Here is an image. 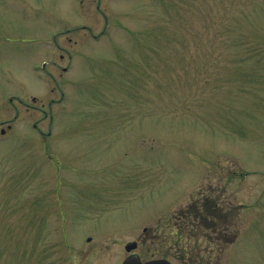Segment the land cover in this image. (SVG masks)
Wrapping results in <instances>:
<instances>
[{
  "label": "rangeland",
  "instance_id": "374dc122",
  "mask_svg": "<svg viewBox=\"0 0 264 264\" xmlns=\"http://www.w3.org/2000/svg\"><path fill=\"white\" fill-rule=\"evenodd\" d=\"M133 242L264 264V0H0V264Z\"/></svg>",
  "mask_w": 264,
  "mask_h": 264
},
{
  "label": "flooded vegetation",
  "instance_id": "af4514ba",
  "mask_svg": "<svg viewBox=\"0 0 264 264\" xmlns=\"http://www.w3.org/2000/svg\"><path fill=\"white\" fill-rule=\"evenodd\" d=\"M4 133V132H3ZM45 138V137H44ZM55 167H58V164L55 162ZM59 171L60 170H57V169H54V171H53V175H55L56 177H58V178H60V174H59ZM45 172H47V175L45 174L44 176L47 178V176H49V171L47 170V171H45ZM59 185H56V187H58ZM209 214H211V212L209 211ZM184 215V216H183ZM182 216L185 218H188V219H190L191 221L189 222V224H190V228L191 229H194L196 226H198V223L199 222H202V219L204 220V222H205V220H206V216H204V215H202V214H200L198 211H192V210H190L189 209V207L188 208H186V211H183V213H182ZM211 216V215H210ZM55 219H56V216H55V218H54V222H55ZM196 222V223H195ZM206 228L207 229H210L211 227H209V226H207L206 225ZM54 244H55V242H53V244H52V246H53V248H54ZM55 261V260H54ZM53 262V261H52ZM183 262H185L184 260H183Z\"/></svg>",
  "mask_w": 264,
  "mask_h": 264
},
{
  "label": "water",
  "instance_id": "95a60500",
  "mask_svg": "<svg viewBox=\"0 0 264 264\" xmlns=\"http://www.w3.org/2000/svg\"><path fill=\"white\" fill-rule=\"evenodd\" d=\"M135 248H136V243H132V244H128L125 247V250L127 252H130L131 250H133ZM122 264H171V263L165 259H156V260H150L147 262H141L136 257H129Z\"/></svg>",
  "mask_w": 264,
  "mask_h": 264
}]
</instances>
